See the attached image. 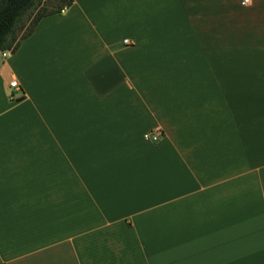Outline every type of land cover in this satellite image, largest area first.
I'll use <instances>...</instances> for the list:
<instances>
[{"label": "crops", "instance_id": "1", "mask_svg": "<svg viewBox=\"0 0 264 264\" xmlns=\"http://www.w3.org/2000/svg\"><path fill=\"white\" fill-rule=\"evenodd\" d=\"M0 264H264V0H71L0 49Z\"/></svg>", "mask_w": 264, "mask_h": 264}, {"label": "trees", "instance_id": "2", "mask_svg": "<svg viewBox=\"0 0 264 264\" xmlns=\"http://www.w3.org/2000/svg\"><path fill=\"white\" fill-rule=\"evenodd\" d=\"M71 0H58L49 6L44 0H0V49L12 50L43 15L59 12Z\"/></svg>", "mask_w": 264, "mask_h": 264}, {"label": "built area", "instance_id": "3", "mask_svg": "<svg viewBox=\"0 0 264 264\" xmlns=\"http://www.w3.org/2000/svg\"><path fill=\"white\" fill-rule=\"evenodd\" d=\"M246 1L247 0H242V2H246ZM122 41L124 43H128L129 42V40L127 38H123ZM5 53H6V51H2V54H5ZM8 84L10 86L17 87V85H18L17 79L16 78L10 79ZM161 136H162V131L158 127H154L152 129H148V130H146L143 133V137L146 138V139H149V140H156V139H159Z\"/></svg>", "mask_w": 264, "mask_h": 264}, {"label": "rangeland", "instance_id": "4", "mask_svg": "<svg viewBox=\"0 0 264 264\" xmlns=\"http://www.w3.org/2000/svg\"><path fill=\"white\" fill-rule=\"evenodd\" d=\"M56 2H58V0H44V4L47 6L54 4Z\"/></svg>", "mask_w": 264, "mask_h": 264}]
</instances>
